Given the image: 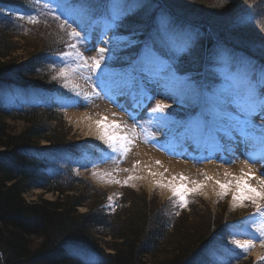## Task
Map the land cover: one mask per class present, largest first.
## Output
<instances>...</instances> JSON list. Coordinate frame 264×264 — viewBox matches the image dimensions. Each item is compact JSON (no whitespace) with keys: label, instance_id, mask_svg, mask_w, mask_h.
Listing matches in <instances>:
<instances>
[{"label":"trees","instance_id":"trees-1","mask_svg":"<svg viewBox=\"0 0 264 264\" xmlns=\"http://www.w3.org/2000/svg\"><path fill=\"white\" fill-rule=\"evenodd\" d=\"M69 2L76 5L75 25L100 16L111 21L114 0ZM120 2L130 14L118 28L114 26L115 31L137 40L103 58L104 64L130 66L142 54L143 41L154 31L161 9L198 34L191 55L181 54L177 67L179 74H191L210 94L221 83L223 69L216 63L220 49L244 61L264 63V0H146L148 8L136 7L139 0ZM29 15L39 22H29ZM64 20L47 0H0V264L3 257L2 264H85L88 258L72 248L77 245L103 255L102 261L92 264H217L204 249L223 224L226 208L215 214L190 199V211L181 216L171 201L156 204L155 198L148 200L127 188L118 209L110 212L103 206L106 191L75 175L74 166L83 160L87 145L71 137L63 121L56 96L59 80L52 78L51 67L53 55L76 41L69 35L74 28L70 23L71 27H60ZM31 30L41 43L28 45L24 58L14 57L20 48L14 38ZM247 70L242 62L233 75ZM7 88L41 103L27 105L20 101V93L15 101L5 99L2 92ZM170 100L163 113L179 119L200 102L185 93ZM8 118L22 120L23 128L11 129ZM35 187L56 193L55 198L29 201L26 193ZM224 255L230 259L236 254L227 248Z\"/></svg>","mask_w":264,"mask_h":264},{"label":"rangeland","instance_id":"rangeland-1","mask_svg":"<svg viewBox=\"0 0 264 264\" xmlns=\"http://www.w3.org/2000/svg\"><path fill=\"white\" fill-rule=\"evenodd\" d=\"M54 1L56 0H51L50 2ZM56 8H60L58 4ZM110 29L108 21L101 19L100 22L81 31L82 37L75 38L76 41L73 43L76 45V48L69 49L68 52L75 53L79 51L87 58V63L91 65V57L101 58L98 48L101 47L102 40L104 41L111 37L112 32H109ZM114 39L117 41L112 40L110 44L101 47L106 49L102 54L103 58L109 57L112 50L120 49L131 44L129 43V37L126 35L121 36L115 34ZM14 41L17 44L16 46L18 48L20 47L13 53V56L17 58H24L29 53L30 48L27 47L28 45L36 46L37 43H41V39H38L33 30L25 34V37L16 36ZM62 54L57 55L58 62L52 78L59 80L58 95L61 97L63 104H66V108L64 109L66 113L63 121L67 122L71 137L92 144L91 151H93V147H95V150H99L94 153L97 160L95 164L87 165L85 168L83 166L86 164L78 166L76 168L78 174L84 177L88 176L94 185L97 184L108 191L111 200L117 198L119 193L125 188L131 187L134 193H139L141 196L143 193L147 195L148 200L155 198L156 204H162L164 200H167L166 198L172 197V194L168 188H161L156 185L155 181L160 179V177L158 176L156 178L150 175V172L158 173L156 170L148 168L149 161H152L154 166H158L159 173H164L165 180L170 179L172 176L179 177L180 174H183V176L188 178L185 183L189 187H194L191 181L204 182L205 186L196 192L206 198L211 205L213 204L212 207L215 213L221 208V205H216L218 202L220 204L222 203L225 207L228 206L230 211L235 210L243 214L242 221H245L254 213V208L248 201L245 202V206L243 207H234L231 192L225 196L218 195L220 189L215 181H224L232 178L231 176L226 177L225 172L240 175L241 169L245 171L248 169L240 165L239 159L235 157L239 153V156L244 161L247 159V153L244 152L243 145H238L236 141H230L224 136L223 132L216 131L223 122L213 123L212 118L209 121H205L200 114L194 113L189 120L181 123L180 126L176 125L170 117L162 115L160 112L151 111L156 101L159 100L167 103L168 99L166 95L161 94L163 89L158 85L149 84L147 81L141 84L133 80L134 70L138 67L137 65L130 67L124 72L114 67L111 68L103 65L99 69H90L89 67H85L75 54L71 57H66ZM78 65L79 67H77ZM73 69L75 71H72ZM62 70L67 71V79L60 75ZM66 84L67 86H65ZM115 87L117 88L116 90H114ZM125 89L129 93L128 97H123L115 93L117 90L123 91ZM148 96H152L153 99L149 100L147 98ZM130 108L135 112L137 111L136 115L131 114L129 111ZM82 109L92 111L96 121L102 120L108 114L113 113L114 115L117 109L120 110L122 114L119 115V120L115 122L125 126L123 127L125 134L131 136L133 131L135 133L131 151L127 154L126 158L119 156L117 157L119 162H114L109 157L115 156L116 154L111 153L109 147H104V144L99 139L92 140L88 138V126L86 124H80L73 117L72 113ZM229 111L234 115L238 114V110L234 107ZM251 119L257 128L264 125L263 116L259 117L255 115ZM7 122L10 124L11 129L17 131L24 126L22 120L15 121L8 118ZM180 127H184V131H189L196 127L198 137L203 140L204 146L199 144V140H197L193 142L194 148H191L188 141H186L189 140L187 133L182 136V141L178 142V145L172 143L171 136L178 133ZM232 135L238 137L236 132H232ZM42 144L48 145L49 143L42 141ZM230 148L234 149V154L233 151H229ZM249 151L253 150L249 149ZM157 161L160 163L157 164ZM168 163L171 164L170 167H168ZM248 163H251L248 165L255 169L257 176L264 173V164L259 162L254 163L251 159H248ZM94 172L99 175H93ZM105 173H111V176H104ZM205 174L213 177V179L206 181ZM130 175L143 177V179H133L127 185L108 182L112 179L124 181ZM150 176L155 183L151 188H149L150 184L147 182ZM174 183H180L179 179L174 181ZM250 183L255 186L257 181L251 180ZM55 195L56 193L47 191L44 188L35 187L31 192L26 193V198L29 201L40 200L41 198L53 200ZM170 201L173 203V211L176 214L179 213L178 215L185 216L190 211L187 208V211L183 213V208L179 207L175 197ZM198 207L203 210L208 209L207 205L203 202L198 204ZM86 209L87 207L85 206L81 207V211H86ZM233 231H236V228H233L231 233ZM240 237L237 236L239 239ZM107 239L109 240L111 237H107ZM248 254L258 260L264 256V248L260 247L257 241L256 247L251 249ZM84 256L94 262H100L103 259L101 253L96 254L91 251L85 252ZM4 259L3 257L1 264L4 262Z\"/></svg>","mask_w":264,"mask_h":264},{"label":"snow or ice","instance_id":"snow-or-ice-1","mask_svg":"<svg viewBox=\"0 0 264 264\" xmlns=\"http://www.w3.org/2000/svg\"><path fill=\"white\" fill-rule=\"evenodd\" d=\"M45 6L47 7V5ZM58 6L65 8L69 15H71L72 9L76 7L69 0H62ZM135 6L148 8L151 5L146 0H139ZM110 11L111 24L117 28L126 16L130 14L124 10V5L120 0H114ZM19 18L21 20L25 19L24 16ZM56 18L59 19V17ZM27 19L33 24L39 22L36 16L29 15ZM241 23H244V21L242 20ZM65 25L71 27L67 19L61 23L60 27L64 28ZM69 35L76 39L81 37V33L76 28H71ZM197 36L198 34L190 27L179 25L161 9L160 14L156 17L154 31L143 41L141 60L139 66L134 70L133 80L141 84L145 81L149 84H156L163 89L161 94L172 99H176L180 93H185L195 100L203 99L206 103L210 102L211 107L203 113L205 121L207 117H211L213 123L223 122L216 131L223 132L224 136L230 141H236L238 145H243V150L247 153V159L243 161L245 165H247L248 159H251L254 163L264 164V125L257 128L251 119L257 113L264 116V63H253L250 59L244 61L243 58L236 57L234 53L226 49H220L216 56V63L219 68L223 69L220 74L221 83L210 94L206 89L197 85L191 74H179L177 67L181 54L191 55L196 46ZM129 43H135V41H129ZM68 47L75 49L76 45L69 44ZM105 50V48L99 49L100 59L91 57V65L87 63V58L79 51L75 53L65 52L62 55L71 57L75 54L85 67L99 69L103 60L102 54ZM242 62L247 63L248 70L242 75L234 76L233 72ZM72 71H75V69ZM60 75L67 79L68 73L62 70ZM147 98L149 100L153 99L152 96ZM169 107L168 104L159 101L155 103L151 111L164 112ZM233 107L238 110V114L234 115L229 111ZM96 125L100 133L99 138L108 145L111 153L116 154L109 158L117 163L119 162L117 157L123 156L126 158L133 145L134 131L131 136L125 134L123 132V127L125 126L115 121H108L107 117L96 121ZM232 132H236L238 137L232 135ZM249 149L253 151H249ZM229 151H233L234 154V149L230 148ZM156 163L159 164L160 162L157 161ZM93 175L99 174L94 172ZM150 175L160 177V179L155 181L156 185L161 188H168L172 197L176 198V202L181 208L187 206L188 200L186 197L189 193L196 192L205 186L204 182L191 181L194 187H189L185 183L188 178L183 176V174H180L179 177L172 176L167 180H165L162 172H150ZM104 176H111V173H105ZM225 176H231L232 178L224 181H215L220 189L218 195L225 196L231 192L234 207H243L245 202L248 201L254 208L252 216L240 222L238 227L235 225L230 226L236 228V231L230 234L229 243L232 247H229L228 251L233 253L236 249H240L243 253H248L256 247L257 241L260 247L264 248V173L256 176L252 169L248 167L247 171L241 169L240 175L225 172ZM133 179H143V177L130 175L124 181L112 179L108 182L127 185ZM177 179H179L180 183H174ZM212 179L213 177L205 174L206 181ZM251 180H256L257 184L254 186L250 183ZM109 200L111 201V197H109ZM109 207H112V205L110 204ZM237 236L251 238L239 239ZM239 258V254L234 255L229 260V264H232L233 259L238 260ZM260 259L264 260V256L260 257ZM85 264H92V261L86 260Z\"/></svg>","mask_w":264,"mask_h":264},{"label":"bare ground","instance_id":"bare-ground-1","mask_svg":"<svg viewBox=\"0 0 264 264\" xmlns=\"http://www.w3.org/2000/svg\"><path fill=\"white\" fill-rule=\"evenodd\" d=\"M110 42H111V38H108L107 43L110 44ZM102 46H105V44H102ZM115 93L117 95H122L123 97H128V95H129V93H128V91L126 89L124 91L117 90V91H115ZM72 113H73V117H75V119L78 120V122L80 124H82V125L83 124H86L88 126V129H89L88 138L89 139H92V140L99 139V141L102 144H104V147L108 148V145L105 144L104 141L99 138L100 133H99V130L97 128V125H96V122H95L96 120L94 119V116L92 114L93 113L92 111H89L87 109H82V110H76V112L74 111ZM121 114L122 113L120 112V110L117 109L114 115H113V113H111L110 115L108 114L106 117H107L108 121H118L119 120L118 117ZM163 157H164V159H166L165 156H163ZM235 157H238L240 165L246 167V169L248 167H250L252 169L253 173L257 176V172L254 170V168L251 167V166H249V165H245L243 163L244 160L241 157H239L238 154H236ZM167 165H168V167L171 166L170 163H168ZM148 168L149 169L152 168V169L156 170L159 173L158 166H154L153 163H152V161H149ZM156 178H158V176ZM147 182L150 184L149 188H151L155 184L154 183V180L151 178V176L147 179ZM245 238H249V237H243L242 239H245ZM210 239L208 240V243H209ZM211 250H212V247L210 245H207V247L204 249V251H207V253H206L207 255H208V253Z\"/></svg>","mask_w":264,"mask_h":264}]
</instances>
